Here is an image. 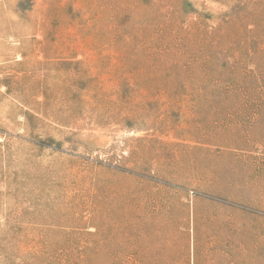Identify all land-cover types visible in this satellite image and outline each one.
<instances>
[{"label": "rangeland", "instance_id": "1", "mask_svg": "<svg viewBox=\"0 0 264 264\" xmlns=\"http://www.w3.org/2000/svg\"><path fill=\"white\" fill-rule=\"evenodd\" d=\"M0 264H264V0H0Z\"/></svg>", "mask_w": 264, "mask_h": 264}]
</instances>
